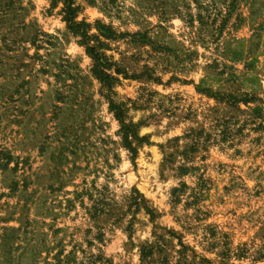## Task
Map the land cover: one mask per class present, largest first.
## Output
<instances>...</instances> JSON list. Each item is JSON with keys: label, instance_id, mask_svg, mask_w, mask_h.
I'll return each instance as SVG.
<instances>
[{"label": "rangeland", "instance_id": "obj_1", "mask_svg": "<svg viewBox=\"0 0 264 264\" xmlns=\"http://www.w3.org/2000/svg\"><path fill=\"white\" fill-rule=\"evenodd\" d=\"M226 2L0 0V264H264V0Z\"/></svg>", "mask_w": 264, "mask_h": 264}, {"label": "trees", "instance_id": "obj_2", "mask_svg": "<svg viewBox=\"0 0 264 264\" xmlns=\"http://www.w3.org/2000/svg\"><path fill=\"white\" fill-rule=\"evenodd\" d=\"M64 4H65V9H64V13H65V21L68 23L69 27L71 29L74 30H79L81 27H83L84 25L76 22V14H77V8L74 7L75 3L74 0H63ZM237 0H228V2H226V8L229 11L231 8H234V6L236 5ZM192 19V18H191ZM191 23V22H190ZM82 36L87 40L90 39L89 34L86 31L81 32ZM88 54L91 55L97 62H98V68L100 66V68L104 67L105 63L103 62L104 56H102L101 54H99L96 50V48L94 46H90V44L88 43ZM97 68V69H98ZM95 70L96 74L98 76H100L102 79L104 80H112V78L110 76H108L104 71L100 70ZM112 109L115 111L116 114V118L118 119L120 125H121V130L120 133L123 135V144L124 147L130 152V154L132 155V161L135 164V160L137 157V147H135L133 145V142L137 141L139 143H141L143 141V139H140L137 134H136V126L132 123H128L126 120V115L124 110L117 106V105H113ZM182 173H186L187 169H182L180 170ZM182 188H186L185 184H182ZM135 194L136 196L133 197L131 199L132 204L134 207H136V210L139 211L141 209H144L145 212H147V214H149L151 216L152 219L155 218V214L152 212V210H150V208L147 206V202L144 198V196L137 190L135 189ZM182 192V189H175L173 191V194H177ZM100 204H98L99 206ZM161 231L164 229L158 228ZM166 232V235H168L170 238H175L179 240V245L181 246L182 250L179 252L180 256H182V258L186 257V251L189 250L188 246H186L182 240L180 239V237L176 236L173 232L169 231V230H164ZM156 240L152 243V245H146L143 246L141 249V262L142 264H148L147 262L150 260L151 256L154 254V252H162V253H167V249L169 246V241L168 239L165 238V234L163 233H158L155 235ZM91 262L90 264H100L102 262V258H91ZM65 264H69V263H65ZM84 264V263H81Z\"/></svg>", "mask_w": 264, "mask_h": 264}]
</instances>
